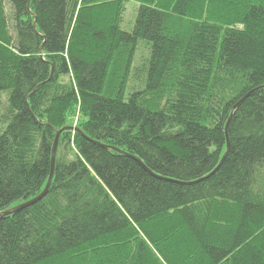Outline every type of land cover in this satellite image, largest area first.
I'll list each match as a JSON object with an SVG mask.
<instances>
[{"label": "trees", "instance_id": "16d2710c", "mask_svg": "<svg viewBox=\"0 0 264 264\" xmlns=\"http://www.w3.org/2000/svg\"><path fill=\"white\" fill-rule=\"evenodd\" d=\"M126 1L0 0V264H264V0Z\"/></svg>", "mask_w": 264, "mask_h": 264}, {"label": "water", "instance_id": "95a60500", "mask_svg": "<svg viewBox=\"0 0 264 264\" xmlns=\"http://www.w3.org/2000/svg\"><path fill=\"white\" fill-rule=\"evenodd\" d=\"M64 129H66V128H63L62 130L57 132V136H56L54 148H53L52 160H51V173H50L49 180L47 182L45 189L39 195L35 196L34 198L29 199V200H25L21 204L17 205L14 208V210L5 211L4 214H10L12 212L20 211L21 209L29 207V206L35 204L36 202L40 201L42 198H44L48 194L50 187H51L52 179L55 175L56 157H57V152H58L59 138H60V135ZM229 149H230V141H229V137H228V151H229ZM227 153L224 155V157H223L222 161L220 162V164L218 165V167L210 175L215 173L220 168V166L222 165L223 161L225 160V158L227 156Z\"/></svg>", "mask_w": 264, "mask_h": 264}, {"label": "rangeland", "instance_id": "374dc122", "mask_svg": "<svg viewBox=\"0 0 264 264\" xmlns=\"http://www.w3.org/2000/svg\"><path fill=\"white\" fill-rule=\"evenodd\" d=\"M140 6H141V4L139 2H136L133 0L126 1L124 15H123V21L121 23L122 29L130 31L134 28L136 18H137V14H138V10H139ZM143 46H145V45L143 44ZM145 48H147V47H145ZM145 48L143 47V49H145ZM149 54H150V52L148 49V56H149Z\"/></svg>", "mask_w": 264, "mask_h": 264}]
</instances>
